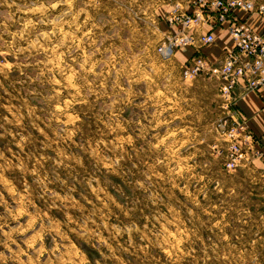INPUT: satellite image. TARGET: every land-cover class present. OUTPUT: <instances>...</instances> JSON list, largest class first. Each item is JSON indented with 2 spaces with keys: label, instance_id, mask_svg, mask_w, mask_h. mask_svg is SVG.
Here are the masks:
<instances>
[{
  "label": "rangeland",
  "instance_id": "obj_1",
  "mask_svg": "<svg viewBox=\"0 0 264 264\" xmlns=\"http://www.w3.org/2000/svg\"><path fill=\"white\" fill-rule=\"evenodd\" d=\"M164 1L160 39L145 0H0V264H264V157L228 168Z\"/></svg>",
  "mask_w": 264,
  "mask_h": 264
},
{
  "label": "built area",
  "instance_id": "obj_2",
  "mask_svg": "<svg viewBox=\"0 0 264 264\" xmlns=\"http://www.w3.org/2000/svg\"><path fill=\"white\" fill-rule=\"evenodd\" d=\"M193 11L182 12L179 3L173 5L171 21L179 25L176 37L169 38L158 48L162 58H170L174 49L181 45L209 44L214 40L211 33L194 37L191 29L204 22V16L213 15L215 24H227L234 46L227 50L223 57L215 63H210L200 54H194L182 66L184 76H196L206 73L218 81V91L224 98L225 107L231 120V128L225 132L228 137L236 136L228 149V168L245 157H260L263 152L259 142L245 127L239 111L234 108L235 88L243 83L247 90L264 88V37L254 32L247 22L239 18L235 10L242 9L248 14H264V1L257 0H191ZM169 20V18H168ZM170 21V20H169ZM240 137V138H239Z\"/></svg>",
  "mask_w": 264,
  "mask_h": 264
},
{
  "label": "crops",
  "instance_id": "obj_3",
  "mask_svg": "<svg viewBox=\"0 0 264 264\" xmlns=\"http://www.w3.org/2000/svg\"><path fill=\"white\" fill-rule=\"evenodd\" d=\"M182 1L184 3V10L191 11L188 1ZM168 6L170 7V1L165 2L164 0L162 2L145 0V4H137V7L140 8L139 12L141 10L143 12L142 15L138 16V19L143 18L151 23V30L154 33L156 31L157 38L160 39H163L165 35H168L173 30L166 20V16L170 11ZM235 13L239 18L245 20L254 32L264 37V14H248L242 9H236ZM178 28L179 25L177 24L176 29ZM176 33L179 34L178 31ZM189 33H193L195 38L199 35L211 33L214 36V40L206 45L200 44L196 40L193 44H186L177 49L174 55L181 63L188 61V58L192 57L196 52L200 53L210 63H215L223 57V54L227 50L232 49L234 46L228 25L215 24L212 14L204 16V22L198 27L191 29ZM234 105V108L241 114L245 127L259 142L264 157V88L256 91L245 89L243 83L237 85L235 88ZM260 163L264 166V159Z\"/></svg>",
  "mask_w": 264,
  "mask_h": 264
}]
</instances>
